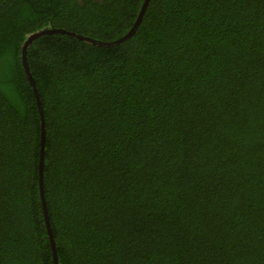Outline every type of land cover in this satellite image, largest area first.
Wrapping results in <instances>:
<instances>
[{"label": "trees", "instance_id": "1", "mask_svg": "<svg viewBox=\"0 0 264 264\" xmlns=\"http://www.w3.org/2000/svg\"><path fill=\"white\" fill-rule=\"evenodd\" d=\"M145 1L0 0V264H54L24 41ZM27 61L59 264H264V0H148Z\"/></svg>", "mask_w": 264, "mask_h": 264}, {"label": "water", "instance_id": "2", "mask_svg": "<svg viewBox=\"0 0 264 264\" xmlns=\"http://www.w3.org/2000/svg\"><path fill=\"white\" fill-rule=\"evenodd\" d=\"M147 1H145L142 10L140 12V15L135 23V25L133 26V28L124 36H122L120 39L117 40H112V41H102L99 39H94L92 37L80 34V33H76L73 31H69L63 28H43L41 30L32 32L31 34H29L26 38V40L23 43L22 46V60L24 63V68L25 71L28 75V78L30 80V83L34 89V93L38 102V106H39V110H40V115H41V122H42V141H41V151H40V160H39V189H40V197H41V202H42V206H43V212H44V216H45V220H46V228H47V232L49 234V238L51 240V244H52V249H53V257H54V264H59V258H58V253H57V247H56V239H55V235L53 232V228L50 222V217H49V212H48V205H47V199H46V194H45V186H44V154H45V145H46V131H45V125H46V121H45V116H44V109H43V105H42V101H41V97H40V93L36 84V81L32 75L31 69L29 67V63L27 61V50L30 46V44L37 39L38 37L45 35V34H49V33H66V34H70L72 36H75L79 39L85 40L87 42L93 43V44H97V45H102V46H108V45H113L116 43H120L126 39H128L137 29L139 22L143 16V12L144 9L146 7Z\"/></svg>", "mask_w": 264, "mask_h": 264}]
</instances>
